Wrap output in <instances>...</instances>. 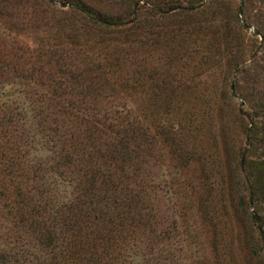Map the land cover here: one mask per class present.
<instances>
[{
  "label": "trees",
  "instance_id": "trees-1",
  "mask_svg": "<svg viewBox=\"0 0 264 264\" xmlns=\"http://www.w3.org/2000/svg\"><path fill=\"white\" fill-rule=\"evenodd\" d=\"M62 1L67 2L66 9H57L52 0H0L2 38L39 29L49 31L52 34L49 39L54 41L44 42L35 53L24 48L21 56L16 54L19 45L11 47L5 54L12 56L10 59L3 58L4 47L0 43V71L17 69L25 84L32 82L44 87L36 97L24 96L27 102L21 105L24 114L33 111L36 103L38 107L49 102L57 106L63 105V101L60 115L71 118L69 123L67 119L59 123L57 118L49 119L38 111L41 120L32 124L42 127L38 141L32 138L36 148L45 143L54 145L56 141L65 144L61 146V157L56 156L54 171L61 176L67 173L68 179L63 181L71 189L62 191L66 196L68 193V198L58 192L47 196L33 184L25 185L28 188L23 191L13 177L34 179L26 172L35 166L31 163L34 159L32 154L20 150L21 142L25 144L28 139L10 131L15 130L17 122L6 111V97L0 96V142H4L3 146L7 144L5 150L0 148V162L2 158L8 161L4 174L7 182L0 178V196L10 206L12 203L11 212L16 214L20 227L5 246V252L0 253V264L143 261L139 247L150 240L155 244L173 236L169 229L159 227L157 213L149 204L150 186L144 174L149 159L162 163L163 150L170 161H175L174 168L197 164L196 170L204 171L216 166L214 148L221 147L217 153L222 152L219 156L234 165L232 172L237 179L240 177L239 184L245 183L248 203L264 202V97L256 101L255 112L249 113L244 128L246 146L236 153L227 148L224 140L219 146L216 142L215 146L205 148L191 142L190 136L197 137L201 131L208 135L204 124L194 123L199 112L192 105L196 99L189 100L190 92L199 85L189 82L200 80L202 72L186 63L181 50L193 53L190 48L198 45L206 46L208 51L211 37L217 35L218 43L223 41L218 46L223 57L220 60L227 58L223 63L226 69H239L250 59L243 57V50L236 49L238 44L224 28L219 14L212 13L207 19V27L215 26L220 32L211 35L195 27L199 21L193 19L194 15L206 7L202 0ZM214 1L209 0L211 4ZM247 25L242 22L238 29ZM185 33L187 36L181 42L178 36ZM253 34H259L257 27ZM82 35L83 43L71 40ZM192 35L194 39H190ZM81 63L82 66H77ZM136 98L146 109L161 111L162 124L150 126L146 118L154 113H137ZM99 102L107 104L106 108L98 107ZM188 103L191 105L186 107ZM74 130H80V134ZM29 135L30 132L26 134ZM205 138L215 140L212 136ZM259 150L261 154L254 157ZM76 153L81 155L76 157ZM32 186L36 196L31 193ZM193 193L198 191L194 189ZM244 198L240 196L241 203ZM201 217L206 219L207 213ZM248 218L251 222L246 256L263 264L264 218L261 216L260 220L250 214ZM210 245L215 251L219 247L216 239Z\"/></svg>",
  "mask_w": 264,
  "mask_h": 264
},
{
  "label": "rangeland",
  "instance_id": "rangeland-1",
  "mask_svg": "<svg viewBox=\"0 0 264 264\" xmlns=\"http://www.w3.org/2000/svg\"><path fill=\"white\" fill-rule=\"evenodd\" d=\"M52 1V5L57 9L68 7L65 1ZM62 2L66 5L61 6ZM201 4L206 7L193 17L195 21L200 22L195 25L196 30L201 32L203 29L206 34L211 35L213 33L220 34L217 27H207V19L210 15L212 13L219 14L225 23V27H223L234 36V41L238 44L236 49L243 50V57L250 59L246 60L247 63L242 65L243 67H239L242 69L241 71L226 69L223 63L227 58L220 60L223 57L220 55L219 46L223 44V41L218 43L215 37L217 35L211 37L212 48L210 47L208 51L206 46L198 45L190 48L189 51H193V53L181 50L183 58L188 60L186 63H190L202 72L200 80L189 82V84L199 83L195 90L190 92L189 100L196 99L192 105L199 108L198 114L193 112L197 118L194 123L204 124L208 133L207 135L205 131H201L200 135L198 133L197 137L190 136L193 140H189L200 148L210 145L213 147L216 142L219 146V143L224 140L227 148L230 151L234 149L236 153L240 147L246 146L244 128L247 126L249 113L255 112L256 101L264 97V0H216L212 4L209 0H202ZM245 21L249 25L245 29H238V26ZM2 26L0 22V43L4 47L2 56L8 54L7 51L16 45L20 47V51L16 54L21 56V50L24 48L34 50L35 53L39 51V46L44 42H54L49 39L52 36L49 31L42 30L41 32L39 29H28L26 32L18 34L13 33L8 37L10 40L5 39L2 38ZM256 27L259 34L255 35L253 32ZM180 36L178 39L182 42L187 33L180 34ZM168 39L172 45L171 37ZM190 39H194V35L190 36ZM71 40L83 43L85 37L77 36ZM202 43L205 45V42ZM210 52L211 56L208 55ZM27 56L28 53L23 55V59L25 60ZM205 56L208 59L203 60ZM3 58L10 59L12 56L5 55ZM218 59L220 62L217 63L215 60ZM82 65L81 63L77 66ZM9 67L13 66L9 65ZM19 74L20 71L17 69L0 71V96L6 97V111H9L13 115V120L17 122L15 130L10 131L28 139L25 144L21 142L20 150L33 155L34 160L31 163L35 165V168L26 170L27 176L34 177V179L26 180L22 176H16L13 177V180L22 185L23 191H27L28 187L24 188L25 185L33 184L47 196L52 197L53 192L66 196L62 190L67 188L69 191L71 187L63 179H68V175L64 172V176H61L59 171H54L56 156L61 157V146H65V144L53 141L54 145L45 143L43 147L36 148L32 141L34 138L33 140L37 142L42 135L41 126L32 127L33 122L41 120L39 112L42 115L46 114L50 117L49 119L57 118L56 122L59 123L63 122V119H67L60 115L64 109V102L62 101L63 105L56 104L57 106L49 102V105L40 104V107H38L39 103H36L33 111L24 114L26 111H23L21 107L23 103H27L24 96L28 99L36 97V94L43 91L44 87L32 82L25 84L23 79L19 78ZM230 86H232V90ZM24 91L25 94H22ZM138 98L135 99L134 105L137 113H154L153 109H146L144 103H139ZM189 105L191 104L188 103L186 107ZM97 106L106 108L107 104L99 102ZM162 117L163 113L159 111L154 113L153 117H147L146 121L154 127L156 123L157 125L162 124ZM70 119H67L66 123H69ZM262 119L264 121V118ZM209 126H211V130H208ZM26 132H30L31 136H26ZM74 132L80 134V130H74ZM210 136L215 140L205 138ZM2 143L4 142H0V148L5 150L7 144L5 143L3 146ZM12 147L14 148V146ZM220 148H214L216 166L206 167L204 171L196 170L197 164L181 169L174 168L176 163L169 160V155L165 153V150H163V165L159 164L157 159H149L147 166H144L146 182L150 186L149 204L157 213L159 227L167 231L169 229V234L173 236L161 239L155 244L150 240L139 247L144 256L141 255L143 261L137 264H257L246 256V250L247 253L249 251L246 246L250 238L249 226L251 222L248 214L253 215L254 218L259 217L260 220L261 216L264 218V202L260 204L248 203L245 183L239 184L240 177L237 179L232 172L234 165L228 164V161L225 162L222 155L219 156L222 152L217 153ZM258 154H261L260 150L254 157H258ZM72 155H74L73 152ZM80 155V153H76L75 156L79 157ZM7 162L5 158H2L0 162V178L6 182L7 176L5 177L4 174ZM177 163L180 164V162ZM204 180H206L205 186ZM29 188H31L33 196H36L33 186ZM194 189L198 193H193ZM68 196L67 193L66 198ZM240 196L245 197V201L243 200L242 203ZM13 209L12 203L10 206L7 199L0 196V253L5 252V246L13 240L16 228H20L16 214L11 212ZM200 211L201 214H199ZM204 213H207L206 219L201 217ZM252 234L254 237L256 236L255 232ZM213 239H216L219 244L216 251L212 250L210 245V241Z\"/></svg>",
  "mask_w": 264,
  "mask_h": 264
},
{
  "label": "water",
  "instance_id": "water-1",
  "mask_svg": "<svg viewBox=\"0 0 264 264\" xmlns=\"http://www.w3.org/2000/svg\"><path fill=\"white\" fill-rule=\"evenodd\" d=\"M60 5L65 6L66 4L64 2H62ZM230 89L232 90V86H230Z\"/></svg>",
  "mask_w": 264,
  "mask_h": 264
}]
</instances>
